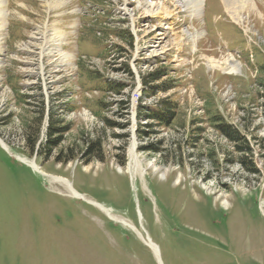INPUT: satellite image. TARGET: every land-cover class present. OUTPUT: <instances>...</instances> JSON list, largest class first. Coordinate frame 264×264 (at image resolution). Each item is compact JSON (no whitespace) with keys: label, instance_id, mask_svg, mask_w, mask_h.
<instances>
[{"label":"rangeland","instance_id":"obj_1","mask_svg":"<svg viewBox=\"0 0 264 264\" xmlns=\"http://www.w3.org/2000/svg\"><path fill=\"white\" fill-rule=\"evenodd\" d=\"M189 1L6 0L0 264H158L149 240L161 264H264V0L239 24ZM228 55L239 73L209 67Z\"/></svg>","mask_w":264,"mask_h":264},{"label":"bare ground","instance_id":"obj_2","mask_svg":"<svg viewBox=\"0 0 264 264\" xmlns=\"http://www.w3.org/2000/svg\"><path fill=\"white\" fill-rule=\"evenodd\" d=\"M221 1H222L223 5L226 9V12L230 16V19H232L235 23H238V24L243 23L242 12L248 13L250 11V13H251L252 9H253V11H255L254 10L255 4H254L253 0H221ZM202 4H203V0H192V1H189L187 3V5H185L186 8H188L190 10V17L191 18L194 17L196 14H198V11L202 7ZM158 6L150 4L147 7H144V13L151 15L153 17L158 16L161 19L164 17L165 18L168 17V18H173V20H175V14L168 12L167 9L164 8L162 5L159 7ZM5 7H6V0H0V31H3L6 27V18H5L6 9H5ZM53 34H54V36H59L60 38H62L60 31L58 29H55ZM187 35H188V37H187L188 39H191V40L196 39L188 33H187ZM1 38H2V34H0V44L2 42ZM60 51H61V49L59 47L54 48V50H53V52H55V54H59ZM0 55H1V48H0ZM60 57L62 59H68L69 61H71V59H72L71 55H61ZM69 61L66 60V62H69ZM68 64L70 65V63H68ZM209 67L211 69H218L219 71H221L223 74H226V75L236 74V73H239V71H240V64L235 60V58L232 55H228L227 57H225L221 60H217V61L214 59H210ZM0 143L2 144V146L7 151H9V147L4 141L0 140ZM131 156L135 160L134 161L135 163H133V164H137L136 163V157L134 154V145H132V148H131ZM18 159L23 163H29V165L31 167L40 171V168L36 165V163L34 161H28L24 158H18ZM136 166H139V164ZM52 181L54 183L62 185L64 188H66L70 192V194L72 196H74V194L72 192L71 185L66 180L61 179V178L52 177ZM225 203H227V201H225ZM103 211H105V213L108 215L109 218L117 220L109 210L104 209ZM124 223L126 224V222H124ZM128 226L135 231V229L132 225L128 224ZM136 233L139 235L138 232H136ZM147 245L149 247H151L154 252H156L157 248L150 242V240L147 242Z\"/></svg>","mask_w":264,"mask_h":264},{"label":"trees","instance_id":"obj_3","mask_svg":"<svg viewBox=\"0 0 264 264\" xmlns=\"http://www.w3.org/2000/svg\"><path fill=\"white\" fill-rule=\"evenodd\" d=\"M149 79V80H148ZM161 79V76L157 73H152L147 76V79L144 80V85L149 86L150 89V84L159 81ZM119 93V92H118ZM156 110L155 112H151L148 114L147 118L150 121L156 122L158 125H161L163 127H169L173 121L175 120L176 114H175V109H176V104L169 102V101H162L161 103L156 104ZM262 110H263V116H264V104L262 105ZM215 124V128L218 129L224 136H226L231 142L237 143L239 141V137L235 132L229 129V127L225 126L224 124H221L219 122V119L214 118L212 120ZM27 139L29 141V137L27 136ZM51 147H54L56 145V140L49 142ZM94 145V144H93ZM93 145L89 146V151L92 149ZM97 146L100 147L99 144Z\"/></svg>","mask_w":264,"mask_h":264},{"label":"water","instance_id":"obj_4","mask_svg":"<svg viewBox=\"0 0 264 264\" xmlns=\"http://www.w3.org/2000/svg\"><path fill=\"white\" fill-rule=\"evenodd\" d=\"M0 146H1V148L3 147L2 146V144L0 143ZM4 148V147H3ZM29 167H31L30 165H29ZM34 171H36V172H38V173H40L37 169H35V168H33V167H31ZM42 175H44V174H42ZM44 176H46V175H44ZM72 192H73V194H74V198H77V199H81V200H84V198L81 196V195H79L78 193H76L73 189H72ZM90 203V202H89ZM92 204V203H91ZM95 206H97L100 210H104V208H102L100 205H98V204H95ZM103 212H105V211H103ZM133 230V229H132ZM134 231V230H133ZM148 246V245H147ZM149 247V246H148ZM151 250H152V252H153V254H154V256H155V258H156V260H157V262H158V264H161V262H160V259H159V254H158V250L156 249V252H154L153 251V249L151 248V247H149Z\"/></svg>","mask_w":264,"mask_h":264}]
</instances>
